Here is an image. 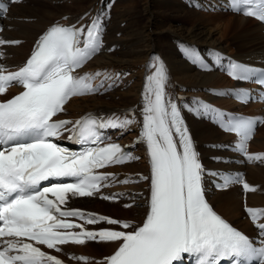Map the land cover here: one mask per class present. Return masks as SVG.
Here are the masks:
<instances>
[{
    "label": "snow or ice",
    "instance_id": "6c2138e0",
    "mask_svg": "<svg viewBox=\"0 0 264 264\" xmlns=\"http://www.w3.org/2000/svg\"><path fill=\"white\" fill-rule=\"evenodd\" d=\"M110 8L111 3L80 27L51 25L15 71L0 63V96L13 87L22 89L10 99L0 100V264H64L41 246L60 253L61 246L88 242L117 245L102 264H185L186 260L189 264H264V208L245 204L244 209L258 230L257 246L210 206L205 199L204 178L219 177V190L239 184L247 194L257 187L249 185L242 173L222 174L204 168L181 109L212 119L224 131L235 133L238 140L234 150L249 163H264V153L248 152V143L256 127L264 124V117L233 116L199 99L191 105L184 104L182 98L173 99L167 92V71L158 57L148 65L152 71L145 77L140 109V140L146 144L150 159V176L139 177L150 181L149 210L143 223L134 225L62 207L70 198L93 197L108 186L105 182L129 183V178L117 180L115 173L98 170L139 159L119 144L101 146L99 129L126 130L136 123L127 114L122 118L88 114L76 121L56 118L66 111L71 98L116 86L106 71L77 72L102 50L104 21ZM7 10L8 5L0 4V17ZM225 10L264 22V0H228ZM20 43L0 38V46ZM184 51L194 64L208 69L195 50ZM3 58L0 51V60ZM216 58L222 64L219 53ZM224 70L235 81L255 83L264 89V69L230 60ZM101 77L98 84L94 83ZM109 80L113 82L107 83ZM213 94L230 95L241 103L256 98L249 89L213 90ZM259 100L264 102V91ZM66 132L70 133L69 140L93 146L77 152L53 142ZM102 198L115 200L118 194ZM102 222L122 230L87 228ZM69 258L83 264L90 259L72 254Z\"/></svg>",
    "mask_w": 264,
    "mask_h": 264
},
{
    "label": "bare ground",
    "instance_id": "6f19581e",
    "mask_svg": "<svg viewBox=\"0 0 264 264\" xmlns=\"http://www.w3.org/2000/svg\"><path fill=\"white\" fill-rule=\"evenodd\" d=\"M95 2L97 0H27L14 10L13 15L17 20L7 22L17 26L12 32L7 31V35L11 38H22L24 42L9 48L8 52L13 54L12 58L20 53L24 54L33 37L52 20L70 15L71 21L88 7L95 6ZM106 39L110 45L117 43L119 48H113L106 53L101 51L94 57L89 68L106 71L110 76L116 75L118 86L105 96L72 99L70 110L78 111V104L79 111L91 110L99 104L115 107L135 102L141 106L140 92L144 88L145 77L150 74L148 65L153 57L164 62L175 81L189 88V91L184 92H207L205 87L230 84L224 76L216 72L207 73L193 68L186 63L190 58L185 49L176 46H184L183 41L186 40L189 45L185 48L195 50L196 54H200L202 49L216 47L237 56H248V52L255 45L262 46L264 33L261 26L251 19L225 13L195 11L179 0H116L112 7ZM12 58L8 59L9 64H14ZM175 91L180 92L179 89ZM218 101L228 102L226 99ZM190 124L201 147L203 142L218 143L227 137L202 120L191 119ZM253 143L256 150H264V124ZM202 151L204 157L216 154L215 151L204 148ZM247 170L249 181L260 185L255 193L249 194V198L254 204L264 205V163L248 166ZM216 206L223 213H230L239 222L236 214L238 207L222 198L216 199ZM226 206L233 208L236 213ZM113 208L110 207V210ZM94 247L90 246L86 252L95 254ZM112 247L113 245L107 246L108 250Z\"/></svg>",
    "mask_w": 264,
    "mask_h": 264
}]
</instances>
